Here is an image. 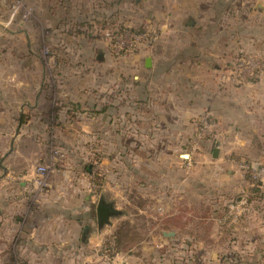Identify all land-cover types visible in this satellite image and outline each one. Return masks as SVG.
<instances>
[{
	"label": "rangeland",
	"instance_id": "374dc122",
	"mask_svg": "<svg viewBox=\"0 0 264 264\" xmlns=\"http://www.w3.org/2000/svg\"><path fill=\"white\" fill-rule=\"evenodd\" d=\"M167 2L0 0V159L14 142L10 182L17 188L19 182L26 184L14 197L22 199L16 220L26 224L74 217L78 224L73 261L36 264H196L209 249L210 205L179 193L180 171L190 168L192 159L182 165L181 149L154 150L146 144L151 134L131 132L133 83L130 75H121L120 66L137 50L160 44L168 25L162 14ZM219 8L213 23L218 88L255 84L258 79L222 88L219 78L237 56L264 59V0H219ZM191 13L192 23L213 26L201 21L198 11ZM122 104L127 113L120 118ZM201 140L219 142L218 137ZM156 151L165 163H149ZM250 162L263 160L244 158L242 164ZM101 195L120 215L98 233ZM3 219L0 211V225ZM85 227L91 234L84 247ZM18 242L17 237L5 248L0 240V264H29L18 252Z\"/></svg>",
	"mask_w": 264,
	"mask_h": 264
},
{
	"label": "crops",
	"instance_id": "0c3cea01",
	"mask_svg": "<svg viewBox=\"0 0 264 264\" xmlns=\"http://www.w3.org/2000/svg\"><path fill=\"white\" fill-rule=\"evenodd\" d=\"M150 1L143 0L144 3ZM166 2V14H162L163 22L168 25L158 39L160 44L156 43L151 50L147 47L137 50L120 66L124 71L121 75H130L133 83L131 132L151 134L146 144L154 150L181 149L183 154L178 157L182 165L188 158L192 159V166L188 169L183 166L184 171H180L179 193L186 199L194 195L195 201L210 205L212 218L208 238L211 245L201 252L196 264H264V178L256 195L252 196L249 178L241 167L244 158L264 160V73L255 84L237 90H220L216 82L218 36L213 24L220 17L219 0ZM138 4L136 1V6ZM256 5L260 6L258 10H263L262 4ZM196 11L201 21L213 24L210 29L188 20L189 16L194 18L191 12ZM182 17L185 20L180 25ZM119 99H124L123 92ZM121 107L118 109L120 118L127 113L123 104ZM204 112L210 113L216 121L215 137L219 138L216 158L213 157L216 143L202 141L195 133L194 120ZM120 128L122 131L121 124ZM225 140L232 144L226 146ZM13 152L14 142H11L9 152L0 159V211L4 216L0 240L3 246L11 248L18 237V252L29 264L62 258L73 261L75 244L80 241L78 224L74 217L64 220L57 216L67 211L65 203L68 202L61 206L64 212L56 215V221L33 219L24 225L16 220L22 199L14 197L26 184L19 182L17 188L10 182L8 159ZM231 154L240 156L234 159L229 157ZM162 162H166L164 156L156 151L149 163ZM161 177L165 179L164 175ZM88 234L91 228L85 227L80 238L84 247Z\"/></svg>",
	"mask_w": 264,
	"mask_h": 264
},
{
	"label": "built area",
	"instance_id": "2783aa9c",
	"mask_svg": "<svg viewBox=\"0 0 264 264\" xmlns=\"http://www.w3.org/2000/svg\"><path fill=\"white\" fill-rule=\"evenodd\" d=\"M137 38V37H135ZM264 73V59L245 58L237 56L231 63V67L222 73L219 78L222 88H239L249 82H252ZM195 133L200 139H212L216 135V121L210 113L204 112L194 120ZM242 170L249 178V193L256 195L259 189V183L264 178V160L263 162L244 163Z\"/></svg>",
	"mask_w": 264,
	"mask_h": 264
},
{
	"label": "water",
	"instance_id": "95a60500",
	"mask_svg": "<svg viewBox=\"0 0 264 264\" xmlns=\"http://www.w3.org/2000/svg\"><path fill=\"white\" fill-rule=\"evenodd\" d=\"M257 8L260 9V6L257 5ZM150 60H146V66L149 67ZM216 148L213 151V157H217V147L219 143H216ZM120 215V211H118L112 203L106 202L103 195L100 196L98 204L96 206V217H97V230L100 231L104 228V226L109 224V220L111 218L117 217ZM166 236H172L173 234H165Z\"/></svg>",
	"mask_w": 264,
	"mask_h": 264
}]
</instances>
